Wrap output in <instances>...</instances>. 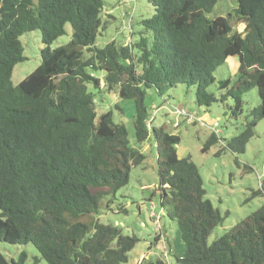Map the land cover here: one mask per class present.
I'll return each mask as SVG.
<instances>
[{
  "label": "trees",
  "instance_id": "trees-1",
  "mask_svg": "<svg viewBox=\"0 0 264 264\" xmlns=\"http://www.w3.org/2000/svg\"><path fill=\"white\" fill-rule=\"evenodd\" d=\"M148 2L154 11L140 21L136 40L98 47L102 0H0V241L31 243L47 264L127 263L139 237L96 215L144 155L130 147L124 123L113 120L119 106L97 113L93 90L102 88L133 101L135 140L155 144L158 203L185 245L174 263L264 264V202L208 243L223 216L205 198L196 164L178 156L179 135L148 122L147 95L148 89L162 96L178 84L194 86L197 105L208 108L229 97V116L238 118L243 93L255 88L260 102L240 131L224 139L218 123L201 147L205 152L217 143L219 151L243 153L264 118V0H235L232 17L243 23L241 31L232 29L230 18L206 16L217 0ZM66 23L69 40L50 48ZM33 30L44 44L39 65L13 85V67L25 59L19 37ZM228 57L236 59V77L219 80L224 91L216 96L207 88ZM263 187L253 194H264ZM25 259L23 251L17 260L0 252V264ZM137 264L166 263L143 256Z\"/></svg>",
  "mask_w": 264,
  "mask_h": 264
},
{
  "label": "rangeland",
  "instance_id": "rangeland-1",
  "mask_svg": "<svg viewBox=\"0 0 264 264\" xmlns=\"http://www.w3.org/2000/svg\"><path fill=\"white\" fill-rule=\"evenodd\" d=\"M102 2L101 18L105 27L96 36L95 45L98 47L112 40L116 44L128 46L139 36L138 31L142 29L140 21L154 11L148 0ZM235 7V0H217L206 16L230 18L232 29L241 31L243 23H235L232 17ZM70 34L71 26L66 23L65 34L57 37L49 47L65 44ZM19 40L25 59L13 67V85L39 65L40 49L44 47L38 30L23 33ZM236 71V59L228 57L214 71L215 80L207 91L219 96L224 90L219 88L218 81L230 78L232 82ZM93 91L97 113L112 109L114 104L119 106L121 111L113 110V120L124 123L130 147L144 155L140 164L131 167L127 184L119 188L114 196H106L101 200V209L96 218L102 223H117L125 234L139 237L126 264H136L137 257L147 252L150 257H161L166 264H175L174 258L184 253L185 245L175 222L168 219L165 210L158 203L156 185L159 159L155 144L152 138L141 143L135 140L132 100L119 99L114 93H107L102 88L99 92ZM147 95L152 98L148 122L151 120V126H162L167 132L179 135L176 145L178 156H190L202 179L205 198L223 216L222 224L215 227L207 238L210 243L264 202L263 193L253 194L259 189L258 181L264 182V118L255 125L254 135L247 142L243 153L236 154L228 149L219 151L217 143L211 144L205 152L201 151L208 137V130H212L210 123L213 119L218 121L220 134L224 139H229L240 131L245 114L260 102L257 91L252 88L243 93V113L238 118L229 116L228 107L232 104L229 97L223 102L212 103L208 108L197 105L194 86L178 84L168 88L162 96L148 89ZM178 109L186 111V114L177 112ZM158 233L164 239L163 243L157 244L155 236ZM22 251L26 253L23 264H47L31 243L12 244L0 241V252L7 260H17Z\"/></svg>",
  "mask_w": 264,
  "mask_h": 264
},
{
  "label": "built area",
  "instance_id": "built-area-1",
  "mask_svg": "<svg viewBox=\"0 0 264 264\" xmlns=\"http://www.w3.org/2000/svg\"><path fill=\"white\" fill-rule=\"evenodd\" d=\"M177 112H181L182 114H186V112L185 111H181V110H177ZM216 127H218V121H216V120H212L211 121V123H210V129H212L214 132H218V129H216ZM258 179H259V177H258ZM258 185H259V187H263L264 186V182H262L261 180H259L258 181Z\"/></svg>",
  "mask_w": 264,
  "mask_h": 264
},
{
  "label": "crops",
  "instance_id": "crops-1",
  "mask_svg": "<svg viewBox=\"0 0 264 264\" xmlns=\"http://www.w3.org/2000/svg\"><path fill=\"white\" fill-rule=\"evenodd\" d=\"M237 63V62H236ZM163 241H164V239H162L161 238V236L159 237V239L156 241L157 242V244H159V243H163ZM183 255V254H182ZM181 255V256H182ZM143 256H146V257H148V256H150V253L149 252H147V253H142V254H140L138 257H137V259H136V264L141 260V258L143 257Z\"/></svg>",
  "mask_w": 264,
  "mask_h": 264
}]
</instances>
